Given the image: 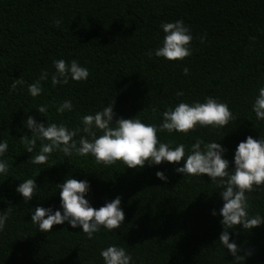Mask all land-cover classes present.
<instances>
[{"label":"trees","instance_id":"trees-1","mask_svg":"<svg viewBox=\"0 0 264 264\" xmlns=\"http://www.w3.org/2000/svg\"><path fill=\"white\" fill-rule=\"evenodd\" d=\"M179 19L192 30L191 57L150 58L148 52L163 40L160 24ZM59 59L77 60L89 69L88 79L54 87L49 75L43 93L32 97L28 85L42 70L53 73V61ZM17 80L24 83L12 90ZM260 86L264 0H0V140L9 145L4 156L9 172L0 176V213L9 212L0 232V264H104L100 251L113 244L124 247L133 264H234L235 257L219 242L223 201L208 176L177 174L183 161L128 169L119 161L106 166L91 155L61 151L36 165L31 158L39 142L27 153L21 139L31 132L22 122L30 115L40 123L82 128L84 115L114 103V120L137 116L159 125L168 108L212 96L229 105L234 121L187 135L164 131L158 139L173 146L183 143L186 152L196 138L216 141L227 149L231 170L237 145L248 136L264 137V121L251 111ZM178 91L184 96L178 97ZM65 100L72 102V111L58 113ZM41 105L47 106L44 114L36 112ZM81 135L86 134L81 131L75 139ZM158 171L167 182L157 179ZM70 177L90 183L86 198L94 208L121 197L122 226L112 232L101 228L91 240L67 223L41 232L29 210L59 208L56 185ZM29 178L38 188L26 203L15 189ZM248 211L264 216V191L249 194ZM234 233L231 240L245 264H264V225L251 231L237 226Z\"/></svg>","mask_w":264,"mask_h":264},{"label":"clouds","instance_id":"clouds-1","mask_svg":"<svg viewBox=\"0 0 264 264\" xmlns=\"http://www.w3.org/2000/svg\"><path fill=\"white\" fill-rule=\"evenodd\" d=\"M57 25L62 23L54 21ZM160 29L164 33L161 44L148 52L149 57L162 58L165 61H183L191 57V42L194 37L190 26L182 19L174 22H162ZM200 42H204L201 37ZM55 71L49 73L42 70L40 76L28 85V93L32 97L40 96L44 89L42 82L51 76L52 86H65L70 81L85 82L89 75V69L82 66L77 60H54ZM185 76L189 75V69H183ZM24 83L17 80L11 85L15 90L18 84ZM251 106V111L258 121H264V86L258 88ZM178 97L184 96L183 91L176 93ZM70 100L63 101L58 107V113L72 111ZM36 112L44 114L47 106L37 107ZM114 103L103 107L94 114L84 115L81 120L82 128L70 129L64 123L45 124L37 122L32 116H27L23 121L24 127L31 132V136L25 135L21 139L27 153H32L39 142V152L31 158L36 165L48 162L51 155L61 151L65 156L77 155L95 158L97 163L106 166L116 162H122L128 169H143L153 167L162 162L179 165L177 174L184 176H208L212 183L220 189L219 194L223 206L219 210L222 217L223 231L219 236V242L223 248L235 257L234 264H245V258L238 255L240 248L230 233H234L237 226L243 230L251 231L264 225V216L249 215V194L253 191H264V137L253 138L248 136L241 141L235 150L233 161L225 158V149L216 141L205 142L196 138L195 142L186 152V146L181 143L173 146L172 143L161 142L158 133L167 131L183 133L187 135L196 128L212 127L224 128L230 121L236 119L229 105L217 98L208 96L203 102H180L174 108H168L163 112V120L159 125L144 123L140 118L115 119ZM97 130L101 135H97ZM81 131L86 135L77 137ZM7 140H0V176L9 172V164L4 159L8 151ZM157 179L167 182V177L162 171L156 173ZM59 189L60 205L53 207L37 206L30 209L31 222L38 226L41 232H49L56 225L67 223L71 228H81L82 233L88 239H93L94 234L101 228L110 232L122 226L125 214L121 207V197L117 196L111 202H106L99 208H94L86 198L91 190L87 180L66 178L63 183L56 185ZM38 186L35 179H26L19 183L15 191L24 200L29 202L34 197ZM212 216H216V210H212ZM9 220V212L0 213V232H3ZM230 229H234L231 230ZM231 241V242H230ZM104 264H133L132 255L118 245H109L100 251Z\"/></svg>","mask_w":264,"mask_h":264}]
</instances>
